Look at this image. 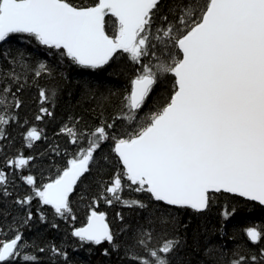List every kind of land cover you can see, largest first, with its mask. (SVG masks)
<instances>
[{"label":"snow or ice","instance_id":"1","mask_svg":"<svg viewBox=\"0 0 264 264\" xmlns=\"http://www.w3.org/2000/svg\"><path fill=\"white\" fill-rule=\"evenodd\" d=\"M160 4L161 0H98L91 7H75L68 0H0V42L17 34L34 38L75 65L93 71L108 65L122 51L141 69L126 97V108L135 115L118 117L128 122L127 129L114 135L112 124L95 128L87 147L68 159L66 167L47 183L37 186L35 176L22 177L33 195L17 199V204L29 205L35 196L58 216L75 220L70 196L90 172L102 146L111 140V151L124 178L136 186L137 193L146 192L154 202L202 211L223 191L264 205V0H177L175 11L169 12L172 19L164 16L162 27L153 32ZM109 15L116 20L114 35L106 31L105 17ZM153 36L166 38L174 49L155 66L143 63ZM38 69L33 73L36 77L48 71L43 63ZM161 73L174 77L173 91L162 106L141 120ZM8 93L10 89H4V96ZM39 95L43 104L48 94L41 89ZM12 106L19 109L21 102L16 99ZM40 113L37 120L51 115L44 107ZM12 119L0 114V127ZM73 137L72 143H76L75 133ZM39 138L35 128L26 133V140ZM32 159L18 154L7 164L23 169ZM7 183V174L0 170L4 195L9 194ZM123 190L117 173L100 199L112 204L105 193L120 200ZM99 202L93 197L86 225L72 232L82 244L107 242L123 248L128 264H172L179 244L174 238L148 247L152 233L157 237L167 233L170 218L153 215L142 201H125V206L143 210V221L122 228L124 239L117 245L106 214L96 210ZM230 214L227 209L223 212L225 219ZM31 219L29 211L24 223ZM246 235L253 244L262 239L255 227L248 228ZM22 242L18 230L12 239L0 241V264L37 261L36 256L22 252ZM48 251L53 264H57L56 258L67 264L66 250L53 244ZM250 260L255 264L257 256ZM231 264H248V260L238 256Z\"/></svg>","mask_w":264,"mask_h":264},{"label":"trees","instance_id":"2","mask_svg":"<svg viewBox=\"0 0 264 264\" xmlns=\"http://www.w3.org/2000/svg\"><path fill=\"white\" fill-rule=\"evenodd\" d=\"M68 2L76 7H90L98 0ZM176 3L177 0H161L159 14L153 19V32L162 27L164 16L172 19L169 12L175 11ZM105 21L106 31L114 35L115 18L109 15ZM151 44L149 55L143 59L144 64L155 66L174 52L166 38L156 40L153 36ZM41 63L47 65L48 71L36 77L34 70H39ZM140 72V65L132 62L128 54L122 51L108 65L93 71L75 65L69 58L40 45L34 38L17 34L0 45V97H3L0 100V114L6 118L14 117L0 127V133L4 136L0 140V170L7 174L9 193L4 195V186H0V241L12 239L18 230L23 234L20 245L22 252L38 258L37 261L17 260L15 264H53L48 251L53 244L68 252L67 264H128L123 248H114L107 242L100 245L82 244L72 235L74 228L87 222L93 197L99 199L96 210L106 214L117 245L124 239L122 228L135 227L137 222L143 221V210L127 207L125 201L129 204L142 201L149 206L153 215L171 220L164 236L157 237L152 233L148 247H158L163 239L174 238L179 244L172 254V264H231L238 256L246 257L248 264H253L250 260L253 255L257 256L255 264H264V257L261 256L264 250V206L223 191L213 196L204 211L154 202L146 192L137 193L136 186L129 185L124 178L123 168L111 151V140L102 146L96 162L90 166V172L81 178L70 196L75 220L70 216H58L51 206L43 205L35 196L29 205L16 203L17 199L33 195L32 187L22 177L29 174L35 176L37 186L47 183L66 167L68 159L87 147L95 128L112 124L114 135L127 129L128 122L118 117L135 115L126 108V97L131 89V81ZM174 84L173 76L160 74L148 104L140 114L141 120L167 101ZM4 89H10L6 96ZM41 89L48 94L43 104L39 95ZM16 99L21 102L19 109L12 106ZM4 100L7 101L6 105ZM41 107L47 108L51 115L37 120ZM33 128L40 138L26 140V133ZM73 133L76 143H72ZM18 154L33 159L23 169L10 168L7 161L15 160ZM117 173L121 174L124 190L120 200L105 193L113 199L112 204H108L100 199V193ZM226 209L231 213L227 219L223 216ZM29 211L32 219L25 224ZM252 227L262 234L259 243L253 244L246 235V230ZM40 248H45V252H39ZM105 249L108 250L107 255ZM138 251L144 255L142 249ZM56 261L57 264H64L60 258H56Z\"/></svg>","mask_w":264,"mask_h":264},{"label":"water","instance_id":"3","mask_svg":"<svg viewBox=\"0 0 264 264\" xmlns=\"http://www.w3.org/2000/svg\"><path fill=\"white\" fill-rule=\"evenodd\" d=\"M76 7V6H75ZM91 7V6H90ZM105 19H106V17H105ZM2 44V42H0V45ZM247 199V198H246ZM254 202H257V201H254ZM257 203H259V202H257ZM260 204V203H259ZM262 206H264V205H262ZM97 211H99V210H97ZM202 211H204V210H202ZM101 212V211H100ZM106 222L109 224V222H108V220H107V216H106ZM87 223V222H86ZM86 223L83 225V226H85L86 225ZM83 226H79V227H83ZM109 226H110V224H109ZM79 227H76V228H79ZM111 228V227H110ZM75 229V228H74Z\"/></svg>","mask_w":264,"mask_h":264},{"label":"bare ground","instance_id":"4","mask_svg":"<svg viewBox=\"0 0 264 264\" xmlns=\"http://www.w3.org/2000/svg\"><path fill=\"white\" fill-rule=\"evenodd\" d=\"M83 226V225H82Z\"/></svg>","mask_w":264,"mask_h":264}]
</instances>
